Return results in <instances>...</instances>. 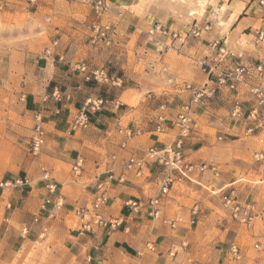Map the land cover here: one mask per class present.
I'll return each instance as SVG.
<instances>
[{"label": "crops", "instance_id": "obj_1", "mask_svg": "<svg viewBox=\"0 0 264 264\" xmlns=\"http://www.w3.org/2000/svg\"><path fill=\"white\" fill-rule=\"evenodd\" d=\"M101 1L109 12L96 15L92 6L78 4L77 0H0V82L7 97H2V139L9 138L17 145L22 141V126L32 129L33 116L41 113L45 143L38 153L39 171L48 167L52 176L58 163L72 166L77 159L92 167L82 174L81 180L89 181L85 185L73 176L63 185L55 180L63 197V211L56 212L52 206L47 207V213L39 211L38 206L47 197L39 176V182L30 181V186L36 181V189L8 203L7 208L12 205L13 210L5 212L4 218L10 226L21 230L26 227L32 243L39 242L49 230L60 232L52 248L61 252L60 260L66 264H183L199 254H214L218 262L222 261L231 245L243 250L250 234L246 225L216 214L222 191L236 184L242 174L264 181V162L256 159L257 154L264 155V103L259 107L261 125L252 133L247 132L245 121L230 118L235 102L245 111L255 106L249 86L264 85V76L260 78L256 73L248 85H239L235 92L220 88L195 107V131L185 142V154H189L195 169L186 179L174 183L162 199V218L174 222V228L161 220H151L143 210L130 213L124 207L127 200L146 201L158 195L155 178L159 176L154 166L150 167V176H130L128 183L112 186L103 214L120 219L118 229L78 235L72 232L78 226L74 210L89 205L96 177L110 169L119 170L123 158L143 157L150 147L161 149L174 142L177 131L171 122L178 108L192 97L185 87H215L200 66L202 62L217 68L235 64L251 68L261 61L264 68V44H256V32L264 31V2L211 0L200 21L192 19L186 30L179 36L175 34L172 43H162L163 50L158 54V64L165 71L162 80L153 77L150 82L151 73L147 72L144 75L149 78L133 75L130 87L118 89L126 82L118 78L120 84L113 91L84 81L74 72V65L83 61L96 66L104 62L118 64L115 47L123 42L133 45L158 22L147 0ZM24 16L28 18L21 22ZM104 25L115 29L106 43L110 47L99 44L101 41L94 45L91 38ZM170 59L174 60L173 68L167 64ZM143 90L146 94L135 108L130 106L129 98L124 99L126 104L120 102L129 91ZM18 92L22 93L20 99L13 101ZM55 92L60 95L59 101L53 99ZM96 97H109L112 103L90 114L87 128L72 131V120L84 102ZM114 102L119 103L118 107ZM159 116L168 124L164 134L155 133L150 125ZM124 127L139 133L125 138L118 133ZM122 141L126 143L123 150L119 147ZM257 143L261 149H251ZM112 155L118 157L113 164ZM57 213L60 219L52 220L51 215ZM69 218L72 227L67 226ZM148 245L152 250L147 249Z\"/></svg>", "mask_w": 264, "mask_h": 264}, {"label": "built area", "instance_id": "obj_2", "mask_svg": "<svg viewBox=\"0 0 264 264\" xmlns=\"http://www.w3.org/2000/svg\"><path fill=\"white\" fill-rule=\"evenodd\" d=\"M87 4L91 5L96 11L108 12V6L101 0L91 1L83 0ZM109 27L102 29H96V36L92 38L95 42H108ZM149 35L159 33L162 36L170 35V32L161 28V26H155L149 30ZM172 38H175L173 33ZM256 44H264V31L256 32ZM242 56L239 55L240 59ZM202 69L207 73L210 81L214 83L215 87H208L207 84L198 88H192L186 86L185 89L191 92V99L187 103L182 104L175 115V118L171 122V126L176 129L177 134L174 142L171 145L163 146L158 149L156 147H150L146 150L143 157H135L133 155L123 158L122 166L119 170L115 171L110 169L103 172L100 176L96 177L93 199L87 206H80L75 208L74 216L78 222V226L72 230L78 235L93 233L98 229H107L114 231L121 226L120 219L107 218L103 211L107 207L110 201V191L113 185H124L130 181V176L134 178H141L145 174L150 176L151 166L155 167L159 177L155 180L158 183V195L149 197L146 201L127 200L124 202V207L130 213H136L143 210L148 218L151 220H161L163 224H168L171 228H174V222L167 221L162 218V209L164 203L163 197L168 195L171 187L174 183L187 178V174L192 172L195 167L192 162L188 160L185 154V142L191 137L195 131V107L201 105L205 99L213 97L216 90L220 88H226L231 92H235L239 85H248V81L254 76V73L258 77L264 76V68L261 61L254 64L251 68L243 64H235L233 66H224L217 68L215 66H209L205 62L200 64ZM74 72L77 73L84 81L94 82L97 85L102 86H119L120 81L109 74L103 68H97L84 62L76 63L73 67ZM249 92L254 97L256 104L249 110H244L241 104L235 102L230 112V118L237 121H245L249 126L247 132L252 131L261 125L259 118V107L264 103V85L258 84L249 86ZM53 99L55 101L60 100L58 92L53 93ZM112 100L109 97H96L87 99L83 107L79 110L71 123L72 131L83 130L89 126L90 114L101 111L106 106L110 105ZM118 107L119 103L114 102ZM168 124L163 116L156 118V125L154 126V132L157 134H164L167 132ZM118 133L125 138H130L133 135H137L139 130H133L128 127H124L118 130ZM220 140V139H219ZM45 143V127L41 113H36L33 116L32 122V137L29 144V151L33 156L38 155L41 147ZM119 147L121 150L125 149V141L120 142ZM117 155L110 157V163L116 162ZM256 159L264 162V155L257 154ZM83 160L77 159L72 167L74 174H79L83 169ZM205 168L204 165L201 166ZM40 182L44 184V189L47 192V197L43 200L40 209L44 211L46 207L52 206L56 212L63 211L65 205L63 202L62 194L60 193L59 184L51 177L50 173L44 168L41 169ZM31 184L27 178H14L11 180L0 181V188L3 190H11L16 188L29 187ZM236 190L230 187L227 191L222 192L221 200L225 209L229 211L232 220L250 226L252 222L251 210L248 206H242L238 200ZM54 215H51L53 217ZM37 221V219H35ZM27 233V228L22 229V234ZM182 247H185L182 245ZM258 248V246H256ZM148 250H152L150 245L147 246ZM176 252V251H175ZM230 253L233 257L238 259L239 250L234 246H230ZM188 264H197L196 262L188 261Z\"/></svg>", "mask_w": 264, "mask_h": 264}, {"label": "rangeland", "instance_id": "obj_3", "mask_svg": "<svg viewBox=\"0 0 264 264\" xmlns=\"http://www.w3.org/2000/svg\"><path fill=\"white\" fill-rule=\"evenodd\" d=\"M70 1L72 2V0ZM210 1L211 0L205 1L204 10L200 14L197 10L199 6L198 2H201V0H147L150 4L152 3V9L157 16L158 23L155 26H161V28L170 32V35L162 36L159 33H155L152 36L149 35L148 30L147 34H145L147 36L141 34L137 40H132L133 45L123 42L121 46L115 47V52L120 59L118 64L104 62L103 64L96 66L86 61L83 62L97 68H103L115 78H122L123 80H126V82L121 83V87L118 89H121L122 87H130L133 83L130 77L133 75L143 77L146 76L144 73L147 72L151 73V77L148 79L150 82L154 80L153 77H155L156 80L159 78L162 80V74L165 71L164 68L158 64V54L162 52L161 50H163L162 43H172L171 41L173 38L171 35L175 33L179 36L180 32L186 30L192 19L200 21L201 17L205 14L204 12H206L205 9L210 4ZM263 2L264 0H260V4ZM77 3L81 5L87 4L83 0H77ZM92 10L96 13V15L109 12V10L108 12L96 11L94 8H92ZM26 18L28 17H20V21L22 22L26 20ZM104 27H109L110 29L107 38L109 41V36L115 34L113 32L115 29L110 25H104L98 28L102 29ZM38 28L41 29V26H38ZM1 39L2 21H0V40ZM106 43L107 42L101 41L99 44L104 45ZM93 44L96 45L98 42ZM110 46L111 44L107 45V47ZM0 54H2L1 41ZM167 64L171 68L175 67L174 60L172 59L168 60ZM1 66L2 65H0V68ZM146 78L149 77L146 76ZM166 83H170V80L167 79ZM103 87L107 89L111 88L113 91L117 89V87L113 86ZM3 90L2 83L0 82V181L11 180L14 178H27L30 181L36 180L39 182L38 179L39 176H41V171H39L38 167L40 163L37 162L39 154L33 156L29 151L32 129L29 128L28 125L22 126V141H17V145L9 138L2 139V120L5 117L2 113V97L4 99L7 98L6 95H4ZM155 93H159V90H156ZM21 94V92H18L17 96L13 98V101H18ZM145 94V90H143V92L129 91L128 95L120 99V102L126 104L124 99L129 98L132 102L130 106L135 108L143 99ZM150 125H152L154 129L156 121L152 122ZM15 146L17 149H15ZM251 149L259 151L261 149V145L257 143L255 146L252 145ZM186 157L188 158L189 154L186 155ZM252 160L254 162V157H252ZM75 162L76 160L74 161V164ZM73 165L71 166L58 163L55 166L54 174L51 177L54 180L59 181L61 185H63V183L68 180L70 176L75 177V179H77L76 181H78L80 185L89 183L86 179L81 180V177L84 170H87L91 166L83 164V169L76 175L72 173ZM44 167L46 166L44 165ZM252 167H258V165L253 164ZM45 169H47L48 172L51 170L48 167ZM245 176L246 175L244 174H242V176L240 175V177L238 176L235 180L238 182L231 186L236 190L235 195L237 196L238 202L242 206H248L250 208V216L252 217L250 227L245 226V228L250 231V234L248 235L244 249L239 251L238 259L233 257L229 250L226 252L227 256H224V260L219 262L216 260V255L214 254H199V256L192 258L190 261L196 262L197 264H264V181ZM36 181L31 186L25 188H16L11 190H3L0 188V264H66L64 261L60 260L61 252L55 251L54 248H52L54 246L53 243L56 241L55 239L61 237L60 232H56L55 229L49 230L43 236H40L39 242L32 243L29 241L28 232L23 235L21 227L16 225H14V227L10 226L9 222H7L4 218L6 215L5 212H11L13 210L12 205L7 208L8 203L15 202L14 197L20 196L25 198L27 191H33V189L38 187ZM225 190H227V188ZM219 199H221V197H219ZM41 204L38 206V209L40 212H43L40 209ZM222 205V202H220V206L216 209V214L219 216L225 215L227 216L228 221L236 222L231 219L229 211L224 209ZM44 212L47 213V207ZM51 219L59 220L60 214L57 213L51 217ZM67 226H73L70 218L67 219ZM7 227H9V229H7ZM256 246H258V248H256ZM187 253L188 252L186 251L184 252V254ZM184 254L182 253L181 255ZM169 264L179 263L172 262ZM183 264H188V262H184Z\"/></svg>", "mask_w": 264, "mask_h": 264}, {"label": "bare ground", "instance_id": "obj_4", "mask_svg": "<svg viewBox=\"0 0 264 264\" xmlns=\"http://www.w3.org/2000/svg\"><path fill=\"white\" fill-rule=\"evenodd\" d=\"M205 1H206V0H204V1L201 0V2H198V3H199V6H198V10H197V12L200 13V14H201V13L203 12V10H204Z\"/></svg>", "mask_w": 264, "mask_h": 264}]
</instances>
